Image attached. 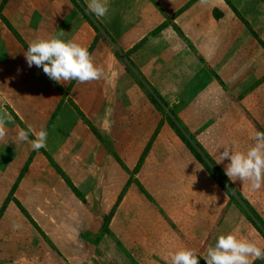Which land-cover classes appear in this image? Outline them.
<instances>
[{"label": "crops", "instance_id": "obj_1", "mask_svg": "<svg viewBox=\"0 0 264 264\" xmlns=\"http://www.w3.org/2000/svg\"><path fill=\"white\" fill-rule=\"evenodd\" d=\"M86 8L0 0V111L13 120L0 141V264H171L233 231L264 248L244 207L264 223V187L217 164L224 145L246 151L264 131V0ZM61 31L101 79L56 83L27 66L28 44ZM29 127L47 130L46 148L15 141Z\"/></svg>", "mask_w": 264, "mask_h": 264}, {"label": "clouds", "instance_id": "obj_2", "mask_svg": "<svg viewBox=\"0 0 264 264\" xmlns=\"http://www.w3.org/2000/svg\"><path fill=\"white\" fill-rule=\"evenodd\" d=\"M86 10L97 18L105 17L109 12V0H87ZM23 54L29 68H42L43 73L56 83L76 81L82 84L104 76L103 67L94 62L88 48L75 39L65 38L64 31L34 39ZM12 122L9 113L0 111V141L7 134L6 125ZM30 134L34 135L31 140ZM47 138L46 129L34 132L29 127L19 129L15 141L28 142L33 151H39L46 148ZM252 139L254 143L246 151L224 145L217 164L228 160L224 172L229 180L246 181L252 190H259L264 187V131H256ZM200 257L206 264H254L255 260L264 259V248L233 231L219 235L214 246H209L203 256L191 248H181L170 254L171 264H199Z\"/></svg>", "mask_w": 264, "mask_h": 264}, {"label": "rangeland", "instance_id": "obj_3", "mask_svg": "<svg viewBox=\"0 0 264 264\" xmlns=\"http://www.w3.org/2000/svg\"><path fill=\"white\" fill-rule=\"evenodd\" d=\"M234 1H238V0H234ZM236 203H238V204H240V205H245L244 204V202L242 201V200H239V201H236ZM251 216V215H250ZM251 217H253V216H251ZM254 221H255V223L257 224L258 222H259V224H261V228H262V230H263V237H264V223L260 220V219H257V217L255 218V217H253L252 218ZM106 240H108V242L106 243L107 245H109V243H110V239L108 238V239H106ZM106 258V257H105ZM103 263L104 264H106V263H109V261H108V259L106 258V259H103ZM257 264H264V259H261Z\"/></svg>", "mask_w": 264, "mask_h": 264}, {"label": "trees", "instance_id": "obj_4", "mask_svg": "<svg viewBox=\"0 0 264 264\" xmlns=\"http://www.w3.org/2000/svg\"><path fill=\"white\" fill-rule=\"evenodd\" d=\"M245 204V203H244ZM245 209H247L248 210V213L251 215V216H253V217H257L255 214H254V212L248 207V205L246 204L245 206ZM251 216H249L250 218V221H252V223L256 226V228L260 231V233L261 234H263V230H262V228H261V224H259V222L256 224L255 223V221L252 219L253 217H251ZM257 219H259L258 217H257Z\"/></svg>", "mask_w": 264, "mask_h": 264}]
</instances>
